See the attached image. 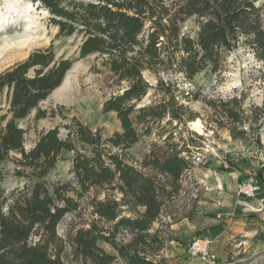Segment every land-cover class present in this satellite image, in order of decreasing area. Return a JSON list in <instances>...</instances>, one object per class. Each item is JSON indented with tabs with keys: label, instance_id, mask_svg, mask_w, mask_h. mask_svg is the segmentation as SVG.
Here are the masks:
<instances>
[{
	"label": "trees",
	"instance_id": "obj_1",
	"mask_svg": "<svg viewBox=\"0 0 264 264\" xmlns=\"http://www.w3.org/2000/svg\"><path fill=\"white\" fill-rule=\"evenodd\" d=\"M36 1L48 11L60 36L82 37L80 58L94 56L110 73L118 89L104 103L103 112L115 113L122 130L105 138L101 131L73 118L65 126L67 138H61L56 127L41 133L27 150L29 129L20 123L33 113L35 121L55 114L41 104L62 86L72 61L57 60L50 49L37 50L0 73V96L6 94L9 104L8 113L0 116V165L11 162L17 177L34 181L10 194L0 188V264H66L58 227L80 209L82 198L99 189L117 191L123 198L92 199L97 219L69 238L77 264H163L152 257L164 246L159 230L152 231V227L162 213L161 194L178 193L189 166L178 145L170 144L173 134L165 138L168 149L162 155L152 152L146 156L141 168L129 163L128 151L167 115L179 123L197 116L161 80L162 99L138 108L151 89L143 73L158 76L174 65L188 81L208 67L217 73L225 54L242 38L264 64L261 7L256 0H173L171 4L164 0H94L67 5L62 0ZM190 19L198 26L196 38L182 32V25ZM220 105L230 121H240L233 107H241V100L234 97ZM66 154H73L75 185L50 187L45 178ZM159 175L170 181L171 190L159 183ZM125 198L142 209L141 214L124 216ZM124 233L130 235L128 241Z\"/></svg>",
	"mask_w": 264,
	"mask_h": 264
},
{
	"label": "rangeland",
	"instance_id": "obj_2",
	"mask_svg": "<svg viewBox=\"0 0 264 264\" xmlns=\"http://www.w3.org/2000/svg\"><path fill=\"white\" fill-rule=\"evenodd\" d=\"M62 1L67 5L71 1L94 0ZM164 1L171 4L173 0ZM256 5L261 7L264 27V0H256ZM49 20L50 14L36 0H0V73L37 50L50 49L57 60L72 61L62 86L41 104L42 109H53L55 114L49 113L46 119L35 121L33 113L29 120L20 123L22 128L29 129L26 149L33 147L41 133L56 127L60 129V137L67 138L65 126H70L73 118L93 131H101L105 138L120 132L117 115L103 112L104 103L118 89L114 79L96 57L80 58L81 36H60L58 28ZM197 31L195 19L182 25V32L192 38L197 37ZM175 70L174 65L158 76L150 71L143 73L151 89L138 108L162 99L165 89L159 87L161 80L197 118L179 123L167 115L161 124L153 126L151 134L141 136L129 149L127 157L129 163L141 168L146 156L152 152L162 155L168 149L164 141L168 134H173L170 144L178 145L181 157L189 166L181 178L179 192L172 196L161 194L164 205L152 231L159 230L164 246L152 257L163 264H264V236L261 234L264 220L244 210L241 201L248 199L239 190L241 183L250 180L251 173L257 174L264 167V64L242 38L234 50L225 54L217 73L208 67L188 81ZM234 97L241 100V107H233L239 114V122L230 121L220 105V101ZM8 109L4 94L0 96V116L7 114ZM198 120L201 128L193 124ZM72 159L73 154H66L65 160L45 178L50 187L68 182L75 185ZM15 169L11 162L0 165V188L6 194L34 182L17 177ZM143 171L155 176L151 170ZM157 179L166 190H171V183L164 176L159 175ZM106 196L123 198L117 191L93 190L80 200V209L67 215L59 225L66 264L78 261L69 238L97 219L93 215L92 199L102 200ZM123 202L124 216L133 218L141 214L142 209L136 208L129 198ZM122 236L126 241L130 239L129 234ZM201 237L212 242L209 261L193 259L187 253L192 240ZM100 246L115 254L108 245L100 243Z\"/></svg>",
	"mask_w": 264,
	"mask_h": 264
},
{
	"label": "built area",
	"instance_id": "obj_3",
	"mask_svg": "<svg viewBox=\"0 0 264 264\" xmlns=\"http://www.w3.org/2000/svg\"><path fill=\"white\" fill-rule=\"evenodd\" d=\"M239 190L246 198H255L258 193V186L254 179L245 181L239 185ZM212 242L209 238H195L187 247V253L193 259L209 261L212 257Z\"/></svg>",
	"mask_w": 264,
	"mask_h": 264
},
{
	"label": "crops",
	"instance_id": "obj_4",
	"mask_svg": "<svg viewBox=\"0 0 264 264\" xmlns=\"http://www.w3.org/2000/svg\"><path fill=\"white\" fill-rule=\"evenodd\" d=\"M250 179H254L258 186V193L255 198L248 200H242L241 205H244L245 211H252L257 217H261L264 220V167L259 169L257 174L251 173ZM264 236V230L261 232Z\"/></svg>",
	"mask_w": 264,
	"mask_h": 264
},
{
	"label": "bare ground",
	"instance_id": "obj_5",
	"mask_svg": "<svg viewBox=\"0 0 264 264\" xmlns=\"http://www.w3.org/2000/svg\"><path fill=\"white\" fill-rule=\"evenodd\" d=\"M58 89H59V88H58ZM58 89H57V90H58ZM193 124H194V126H195L196 128H201V126H202V125H201V122H200L199 120L196 121V122H194ZM243 196H244V195H243ZM244 197H245V196H244ZM247 199H248V198H247ZM250 199H251V198H250Z\"/></svg>",
	"mask_w": 264,
	"mask_h": 264
}]
</instances>
